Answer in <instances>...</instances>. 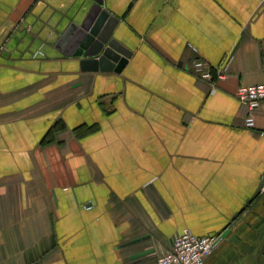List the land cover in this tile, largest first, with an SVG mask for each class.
<instances>
[{"label":"crops","instance_id":"1","mask_svg":"<svg viewBox=\"0 0 264 264\" xmlns=\"http://www.w3.org/2000/svg\"><path fill=\"white\" fill-rule=\"evenodd\" d=\"M98 1L119 73L82 66L95 0H0V264H157L183 230L264 264V101L249 129L235 97L264 83V0Z\"/></svg>","mask_w":264,"mask_h":264},{"label":"built area","instance_id":"2","mask_svg":"<svg viewBox=\"0 0 264 264\" xmlns=\"http://www.w3.org/2000/svg\"><path fill=\"white\" fill-rule=\"evenodd\" d=\"M192 70L203 80L212 79L210 68L204 61H194ZM217 77L221 78L222 75L218 74ZM235 97L247 110L244 126L249 129L254 128V112L264 101V83L238 87ZM259 193L264 197V179ZM223 240L222 234L199 237L188 230H183L172 238L169 249L158 257L157 264H204L205 259L220 246Z\"/></svg>","mask_w":264,"mask_h":264},{"label":"water","instance_id":"3","mask_svg":"<svg viewBox=\"0 0 264 264\" xmlns=\"http://www.w3.org/2000/svg\"><path fill=\"white\" fill-rule=\"evenodd\" d=\"M95 2L96 5L80 27L76 42L83 50H87L82 66L88 65L94 71L99 69L119 73L130 52L111 38L117 20L109 18V14L102 10L100 1Z\"/></svg>","mask_w":264,"mask_h":264},{"label":"trees","instance_id":"4","mask_svg":"<svg viewBox=\"0 0 264 264\" xmlns=\"http://www.w3.org/2000/svg\"><path fill=\"white\" fill-rule=\"evenodd\" d=\"M50 133H51V131H50ZM52 133H53V130H52ZM48 137H49V135H48Z\"/></svg>","mask_w":264,"mask_h":264}]
</instances>
